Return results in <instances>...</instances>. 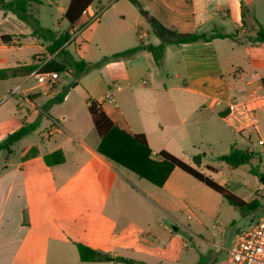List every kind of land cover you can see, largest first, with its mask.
<instances>
[{
  "label": "crops",
  "instance_id": "0c3cea01",
  "mask_svg": "<svg viewBox=\"0 0 264 264\" xmlns=\"http://www.w3.org/2000/svg\"><path fill=\"white\" fill-rule=\"evenodd\" d=\"M41 2L35 5L41 25L68 32V50L91 64L140 43L161 44L140 8L156 21L167 40L189 33L235 35L167 44L160 67L146 50L105 61L98 66L96 78L107 87L92 100L121 129L145 135L153 156L167 151L192 164L194 156L204 154L202 172L247 203L260 199L257 189L264 179L258 182L255 175L240 174L242 166L231 168L217 158L232 149L249 148L248 140L235 134L224 116L233 100L249 94L245 75L259 72L264 77V43L253 44V24L243 25V9L248 8L264 26V0H94L74 26L64 19L71 0ZM97 15L99 19L92 23ZM8 36L7 43L3 37ZM79 37L83 44L78 43ZM36 39L24 22L0 10V69L34 63L36 53L43 50ZM90 48L96 52L92 59L87 55ZM44 52L47 61L64 63L62 55ZM36 72L0 81V101L18 90L9 106L10 117L17 112L24 115L18 129L40 119L34 133L43 137L45 129L51 130V138L39 141L32 133L16 143L11 154L0 153V264H126L117 258L179 264L185 245L176 232L186 228L180 215L214 217L220 210L228 211L229 203L179 168L163 187L139 178L98 154V134L97 140H90L80 128L71 129L63 116H51L49 127L42 129V118L53 108L50 102L63 91L41 84L39 91L27 89ZM78 87L59 104H65ZM94 92L93 87L85 90L86 96ZM39 99L44 101L38 104ZM261 125L264 129V111ZM33 148L37 154L27 157ZM56 150L63 151L65 162L47 165L45 156ZM212 160L218 165H211ZM167 220L179 227L172 228ZM78 244L106 257L83 262Z\"/></svg>",
  "mask_w": 264,
  "mask_h": 264
},
{
  "label": "trees",
  "instance_id": "16d2710c",
  "mask_svg": "<svg viewBox=\"0 0 264 264\" xmlns=\"http://www.w3.org/2000/svg\"><path fill=\"white\" fill-rule=\"evenodd\" d=\"M94 0H71V3L65 13L64 19L70 26H74L83 16L85 11L93 4ZM135 4L140 8L139 4ZM42 5L41 0H0V10L10 12L15 15L20 21L24 22L31 30V36L41 39L46 43V52L50 55H62L66 59V63H60L55 59L46 61L43 66V71H55L59 73L67 72V66L74 69L75 75L81 76L87 73L92 66H100L103 62L108 60H118L131 57L141 50L150 52L153 56L154 62L157 66H162L165 58V49L167 44H188L199 41H210L214 38H231L235 35H224L217 33L208 36L205 33L196 34L189 33L178 36L175 39H166V36L158 29L156 21L148 16V14L141 8V13L148 19L156 34L161 39L159 45H145L140 43L137 47L126 50L112 56H105L101 61L91 64L83 59L76 58L67 48L71 35L68 32H58L50 28L43 27L40 20L34 13V6ZM247 22L252 25L251 30L254 35L250 37L253 44L264 43V26L256 19L255 15L248 9H243V25L247 27ZM5 42H10L11 37H3ZM67 65V66H66ZM39 68V65L32 63L30 65L18 66L15 68L0 69V81L17 76L31 75ZM78 83L75 81L63 89L54 100L53 103H62L72 88H75ZM89 114L92 118L94 127L98 136L100 137V145L98 147V154L108 159L109 161L121 166L130 172L136 174L139 178L144 179L157 187H163L169 178L171 172L175 168H179L194 179L203 183L211 190L218 193L231 206L245 212H253L260 208V201L255 199L250 203L239 198L226 187L216 182L211 177L207 176L200 170L202 166L204 154L196 155L193 158L192 164L185 162L179 157L162 151L156 157L148 144L147 138L143 134H130L121 129L115 124L112 119L105 113L101 105L95 101L90 100L88 106ZM40 127V119L33 123H24L18 130L9 134L6 139L0 142V153H12V147L24 139L25 137L34 133ZM37 154V149L30 150L27 157ZM252 153L246 150L232 149L228 154L219 156L217 159L225 163L231 168H239L243 165H249L252 160ZM255 156V155H254ZM47 165H60L65 162L64 153L62 150H56L45 156ZM207 169L211 172L216 170L210 166ZM256 176H260L256 170L252 169ZM261 179H264L262 174ZM80 259L83 262H92L102 260L106 256L82 244L77 245ZM118 262L126 264H145L125 258H117Z\"/></svg>",
  "mask_w": 264,
  "mask_h": 264
},
{
  "label": "rangeland",
  "instance_id": "374dc122",
  "mask_svg": "<svg viewBox=\"0 0 264 264\" xmlns=\"http://www.w3.org/2000/svg\"><path fill=\"white\" fill-rule=\"evenodd\" d=\"M34 13L38 17V6L34 7ZM94 22L95 21L92 23ZM60 30L65 31L64 28ZM20 37L22 38L24 35H20ZM77 41L83 44V37H79ZM35 44L43 47V50H39L34 57V63L39 65L36 71L45 72L42 68L48 59L47 54L44 52L46 43L37 38ZM87 55H89V59H92L96 55V52L90 48V52ZM64 63H66V59H64ZM67 67V72L69 73H62L60 79L49 87L57 86L62 92L65 86L75 81L78 83L79 87L65 104L53 103V100L50 102V106H53V108L48 112L49 115H44L42 118V129L46 126L49 127V122L52 121L51 116L54 118L63 116L66 118L68 126H70L71 129L77 130L80 128L84 136L95 141L98 139V136L90 119L87 101L89 102L94 97L100 95L107 87V83H98L99 79L96 78V70L98 67L96 66H92L87 73L77 77L74 69L70 66ZM104 76L106 77V75ZM29 84L27 89L30 88L39 91L40 88L37 80L34 78L30 79ZM87 87L95 88V92L86 96L85 90ZM14 93L9 94L0 101V142L6 139L9 134L16 131L19 127L18 123H21L24 118L21 112H17L10 117L11 107L9 106H11L12 102L15 100ZM43 101L44 99H39L38 104ZM42 115L43 113H41V116ZM227 130L229 131V129ZM50 132V129H45L42 133H47V135L39 137L38 132H36L32 136H35L34 138L40 141L44 140V138H51ZM31 138L29 137L26 139V141L22 143V146L27 144ZM209 163L214 166L218 165L214 160ZM222 167L226 168V165L222 164ZM252 169L256 170L260 176L264 174V162L260 161L256 155H252L250 164L243 165L238 172L251 177L250 175H255ZM260 176H257L258 182L261 181ZM212 179H214V177ZM138 194H140L139 191ZM259 198L262 205L253 212L241 211L227 204L228 211L224 212L220 210L221 212L219 211L217 216L214 217H209L201 213H182L180 215L181 222L190 231L188 232L186 228L181 227L176 232L177 236L183 240L185 245V250L181 255L179 264H220L224 261L228 255V251L234 243L236 235L255 225L257 221L264 216V197ZM166 223L172 228L179 227L174 220H167Z\"/></svg>",
  "mask_w": 264,
  "mask_h": 264
},
{
  "label": "built area",
  "instance_id": "2783aa9c",
  "mask_svg": "<svg viewBox=\"0 0 264 264\" xmlns=\"http://www.w3.org/2000/svg\"><path fill=\"white\" fill-rule=\"evenodd\" d=\"M98 19L97 15L93 20ZM34 76L39 84L48 87L60 79V73L55 71L36 72ZM244 82L250 87L249 94L229 104L224 120L235 134L248 140V151L264 162V129L261 125L264 77L259 72H251L245 75ZM107 99L113 100L112 96ZM257 196L264 197V184L257 189ZM220 264H264V216L236 235L226 259Z\"/></svg>",
  "mask_w": 264,
  "mask_h": 264
}]
</instances>
